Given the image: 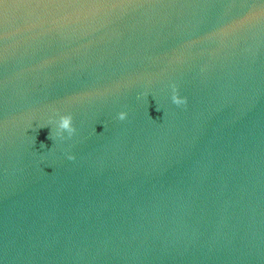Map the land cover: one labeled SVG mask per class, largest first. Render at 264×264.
Segmentation results:
<instances>
[{
    "label": "water",
    "instance_id": "obj_1",
    "mask_svg": "<svg viewBox=\"0 0 264 264\" xmlns=\"http://www.w3.org/2000/svg\"><path fill=\"white\" fill-rule=\"evenodd\" d=\"M0 264H264V0H0Z\"/></svg>",
    "mask_w": 264,
    "mask_h": 264
},
{
    "label": "clouds",
    "instance_id": "obj_2",
    "mask_svg": "<svg viewBox=\"0 0 264 264\" xmlns=\"http://www.w3.org/2000/svg\"><path fill=\"white\" fill-rule=\"evenodd\" d=\"M173 101L177 105H182L187 103V98L186 97H180L178 92L173 95ZM127 112H121L119 113V119L124 120L127 118ZM58 132L57 135L62 136L63 133L66 131L69 136L75 134L76 129L73 125V117L68 114V115H63L60 117L59 122H58ZM51 133L49 135V139H51ZM69 159H75V156H70Z\"/></svg>",
    "mask_w": 264,
    "mask_h": 264
}]
</instances>
